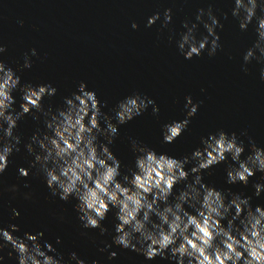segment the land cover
<instances>
[{"label":"clouds","instance_id":"obj_1","mask_svg":"<svg viewBox=\"0 0 264 264\" xmlns=\"http://www.w3.org/2000/svg\"><path fill=\"white\" fill-rule=\"evenodd\" d=\"M232 16L239 20L241 31H247L253 21L256 23L257 39L243 57V70L247 72V65L253 60L264 64V0H234ZM161 19V13L156 12L146 26L152 27ZM172 19V9H165L162 29ZM196 21H184L186 31L177 41L187 60L205 52L215 56L221 48L217 28H223V24L214 10L200 8ZM200 24L207 33L202 37L198 35ZM132 28L138 29L139 24L133 22ZM172 39L174 34L169 36ZM6 51L0 43V56ZM37 55L35 48L31 55L25 53L21 70L30 69L31 57ZM17 91L21 93L20 110L15 107ZM57 92L51 83H22V77L0 59V175L11 163L13 153L20 151L21 136L16 134L19 121L27 115L37 121L43 116L44 128H37L25 144L33 157L30 168H19V174L26 178L35 169L52 197L75 200L74 209L84 229L110 234L102 222L115 210L112 243H106L100 252H108L115 245L135 251L147 260L160 257L173 264H264V205L254 207L253 196L230 188L217 189L204 182L207 170L228 161L226 174L230 185L248 186L257 173L264 174V147L250 141L249 151L241 139L246 131L238 134L220 129L210 133L201 138L200 147L182 158L157 153L143 141L129 137L135 160L127 172H122L126 166L110 146L115 143L120 126L143 115L150 106L153 115L158 116L156 101L135 92L120 100L113 114H109L103 111L107 102L102 105L97 93L81 81L71 96L64 97L60 107L45 106V98L54 97ZM185 100L186 117L162 125L165 144L181 137L199 111L200 104L191 96ZM261 180L264 181V175ZM177 185H181L179 190ZM252 186L256 197L264 194V182ZM18 190L16 185L7 189L13 193ZM25 198L31 199L32 194H25ZM12 213L14 217L20 216L15 208ZM19 231L17 224L0 227V262L5 259V249L11 246L7 255L12 257L15 253L18 264H68L52 243L41 242L44 232L20 237L15 235ZM62 242L57 237L56 243ZM117 255L111 251L108 259ZM69 259L74 264H87L74 251L69 253ZM91 264L100 261L93 260Z\"/></svg>","mask_w":264,"mask_h":264},{"label":"water","instance_id":"obj_2","mask_svg":"<svg viewBox=\"0 0 264 264\" xmlns=\"http://www.w3.org/2000/svg\"><path fill=\"white\" fill-rule=\"evenodd\" d=\"M209 7L223 24V28H217L221 48L215 56L205 52L187 60L177 46L180 34L186 31L183 23H198V10ZM233 7L234 0H0V43L7 48L0 59L22 77V83H51L58 89L56 96L45 98V106L60 107L64 97L71 96L81 81L97 93L102 105L107 102L103 111L109 114L120 100L135 92L155 100L159 115H153L150 106L143 115L121 125L110 146L126 166L122 172L134 165L129 137L143 141L157 153L182 158L200 147L201 138L210 133L220 129L238 134L246 131L241 139L250 151V141L264 147V64L253 60L247 65L248 71L243 70L244 54L257 39L256 23L253 21L247 31H241L239 20L232 16ZM168 8L172 9L173 19L162 29L163 13ZM156 12L162 19L147 27L148 18ZM133 22L139 24L138 29L132 28ZM206 34L200 24L198 35ZM33 48L38 52L31 57L33 66L21 70L25 53L31 55ZM14 96L15 107L20 110L21 93L17 91ZM187 96L200 104L199 111L181 137L165 144L162 125L186 117ZM37 128H44L43 116L37 121L27 115L18 123L20 151L13 153L11 163L0 175V227L17 224L20 231L15 235L20 237L44 232L41 242L52 243L68 264H74L69 259L73 251L87 264L93 260L100 264H173L160 257L147 260L115 245L108 252H100L106 243H112L115 210L102 222L110 234L101 235L99 229L82 228L74 209L76 201L52 197L35 169L28 177H21L19 168H30L33 159L25 144ZM229 162L207 170L204 182L217 189L230 188L253 196L254 207L264 205V194L256 197L252 186L264 182V174L257 173L248 186L230 185L226 174ZM13 185L18 186V192L7 191ZM180 187L177 185V190ZM29 193L32 198L26 199ZM13 208L20 212L19 217L13 216ZM57 237L63 241L61 244L56 243ZM11 250V246L5 249V259L0 264H18L15 253L7 255ZM111 251L118 255L110 260Z\"/></svg>","mask_w":264,"mask_h":264}]
</instances>
